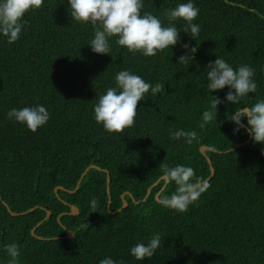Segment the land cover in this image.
Listing matches in <instances>:
<instances>
[{
    "label": "trees",
    "instance_id": "16d2710c",
    "mask_svg": "<svg viewBox=\"0 0 264 264\" xmlns=\"http://www.w3.org/2000/svg\"><path fill=\"white\" fill-rule=\"evenodd\" d=\"M179 2L186 0H145L144 10L164 19L166 9ZM195 2L196 40L181 31L180 43L152 57L129 52L115 38L109 54L94 53L87 45L92 26L72 21L66 0H44L26 13L18 41L0 38V260H7L3 246L16 242L21 264H99L108 256L125 264H264V145L247 142L243 129L233 133L227 115L235 104H220L217 122L199 128L211 98L205 69L218 55L234 67H254L258 95L264 97V0ZM176 23L183 30L184 21ZM182 44L197 48L185 64L178 63L186 51ZM124 69L165 88L155 96L149 90L138 102L133 126L108 133L94 120L93 107L96 95L114 86L115 74ZM227 90L212 95L223 98ZM249 95L243 104L255 102V94ZM36 104L51 114L36 132L7 119L10 109ZM178 128L195 129L198 141L171 139L169 130ZM202 146L209 148L206 156ZM206 158L213 176L188 211L156 202L158 194L161 201L174 189L164 187L163 164L190 165L205 181ZM90 166L97 168L73 192ZM56 187L63 190L55 194ZM122 195L127 208L110 214L108 198L109 211L116 212ZM93 196L99 201L95 212ZM3 203L15 214L35 210L12 217ZM70 206L78 209L76 216L67 215ZM45 210L51 215L44 221ZM40 222L35 236L56 240L31 236ZM65 229L73 238H66ZM154 233L161 235V247L153 258L136 261L130 248Z\"/></svg>",
    "mask_w": 264,
    "mask_h": 264
},
{
    "label": "clouds",
    "instance_id": "9594fccd",
    "mask_svg": "<svg viewBox=\"0 0 264 264\" xmlns=\"http://www.w3.org/2000/svg\"><path fill=\"white\" fill-rule=\"evenodd\" d=\"M63 2V0H62ZM72 21L79 24H90L93 28L92 39L87 43L97 54L111 52L112 38L129 52L140 53L145 57L156 56L159 52L170 49L180 43V32L190 34L192 39L200 34V25L194 23L200 13L195 0L179 2L175 7L166 9L164 19L145 11V0H66ZM44 0H0V38L11 44L21 38L25 28V14L38 10ZM167 21L165 24L164 21ZM184 21L183 30L177 27V21ZM179 57L178 63L185 64L192 61L197 48H189ZM264 70V69H262ZM256 69L250 64L233 66L225 58L217 56L209 61L204 73L206 93L211 94L208 107L203 110L199 128L203 130L211 122H217L218 106L222 103L235 104L236 109L227 115V119L234 125L233 133L238 134L242 129L250 135L254 143L264 145V97L258 95L259 84L255 79ZM227 86L224 97L212 95L213 92L223 90ZM165 88L159 82L150 83L130 69L120 70L115 74L114 86L107 87L100 92L93 107V118L98 125L108 133L123 132L125 128L135 123L137 105L145 100L151 90L155 96ZM257 97L254 103L243 104L249 94ZM7 119L25 126L36 132L46 125L51 118L50 112L42 104L12 108ZM169 137L174 140L184 139L188 145L197 142L198 132L195 129L178 128L169 130ZM164 181L174 186L173 191L162 194L161 204L165 208L176 212H186L190 205H194L208 188V184L197 176L196 170L186 164L162 165ZM1 201V200H0ZM90 206L95 212L99 207L98 199L93 196ZM88 223L82 225L87 229ZM162 245V237L154 233L146 241H139L130 248L131 256L143 262L151 259ZM7 260H0V264H21V246L11 242L3 246ZM99 264H125L123 260H115L108 256Z\"/></svg>",
    "mask_w": 264,
    "mask_h": 264
},
{
    "label": "water",
    "instance_id": "95a60500",
    "mask_svg": "<svg viewBox=\"0 0 264 264\" xmlns=\"http://www.w3.org/2000/svg\"><path fill=\"white\" fill-rule=\"evenodd\" d=\"M251 139H252V137L249 135V138H248V141H247V142H250ZM236 147H238V146H236ZM208 150H209L208 147H204V146H202V147H200L199 152H200L203 156H206V155H205V152L208 151ZM232 151H233V150L230 149V150L227 151V153L232 152ZM206 160H207V163H208V165H209L210 176H209L204 182L209 181V179H211V177L213 176V172H214L213 167L211 166V163H210L209 159L206 158ZM95 168H97V167L90 166V167H87V168L85 169L84 173L81 175V177H80V179H79V181H78V183H77V185H76V187H75V190H74L73 192H75V191L78 190L79 185H80V182H81V180L83 179V177L85 176V174H86L90 169H95ZM105 173H106V175H107L106 181H107V186H108L109 181H110V180H109V175H108L107 172H105ZM162 178H163V177H162ZM163 179H164V178H163ZM167 184H168V183L165 182L164 187H165ZM154 185H155V184H154ZM154 185H153V186H154ZM153 186H152V187H153ZM164 187H163V188H164ZM150 189H151V188H149V189L147 190L146 195H145V198L142 199L141 202H144V201L147 199V197H148V195H149V192H150ZM58 190H63V189H62L61 187H56L55 190H54L55 194L57 193ZM107 193L109 194V190H107ZM159 193H160V192H159ZM125 194L128 195V196H130V198L133 200L132 196H131L129 193L126 192ZM158 195H159V194H158ZM158 195H157L156 198H155V199H156V202L161 203V201H160L159 198H158ZM123 197H124V195L121 196V199H122V206H121V208H120L118 211H116V212H110V211H109L110 198H108L107 210H108V212H109L110 214L114 215L115 213H118V212H120V211H122V210H124V209L127 208V202L123 199ZM0 200H1V199H0ZM133 202H134L135 204H139V203H140V202H136V201H133ZM3 206L5 207V209L7 210V212H8L12 217H16V216H25V215H27V214H29V213H31V212H33V211L35 210V208H32V209L27 210L26 212L19 213V214H15V213H12V212H11V210L8 208V206H7L6 204L3 203ZM70 210H71V211H70L67 215H70V216H76V215L78 214V209H77L76 207H74V206H70ZM45 212H46V216L44 217V221L47 220V219L50 217V215H51V212H50V211L45 210ZM57 221H58V223L60 224V226H62V224H61L60 221H59V217L57 218ZM41 223H42V222L38 223V224L36 225V227L33 228V229L31 230V236L34 237V238H36V239H38V240H41V241H42V240H47V241L56 240V238H53V239H51V238H49V239H43V238H41V237H37V236H35L34 231H35V229H36L37 227H39V226L41 225ZM65 231L67 232V237H66V238H70V239L73 238V233H72L71 231H69V230H67V229H65Z\"/></svg>",
    "mask_w": 264,
    "mask_h": 264
}]
</instances>
